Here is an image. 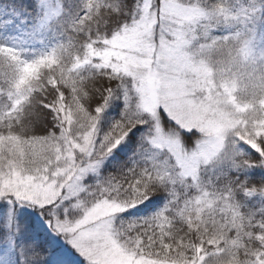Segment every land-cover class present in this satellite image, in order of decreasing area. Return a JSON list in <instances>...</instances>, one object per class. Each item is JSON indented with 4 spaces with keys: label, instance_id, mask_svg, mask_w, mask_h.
<instances>
[{
    "label": "snow or ice",
    "instance_id": "1",
    "mask_svg": "<svg viewBox=\"0 0 264 264\" xmlns=\"http://www.w3.org/2000/svg\"><path fill=\"white\" fill-rule=\"evenodd\" d=\"M0 264H264V0H0Z\"/></svg>",
    "mask_w": 264,
    "mask_h": 264
}]
</instances>
